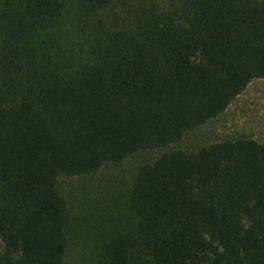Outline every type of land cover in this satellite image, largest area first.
Instances as JSON below:
<instances>
[{"label":"trees","instance_id":"obj_1","mask_svg":"<svg viewBox=\"0 0 264 264\" xmlns=\"http://www.w3.org/2000/svg\"><path fill=\"white\" fill-rule=\"evenodd\" d=\"M111 5L3 1L0 264H64L60 176L177 143L264 79V0L127 3L133 20L99 33L104 47L71 76L70 65L51 69L50 57L28 48L59 21L66 28L68 11L89 24ZM43 36L63 42L62 33ZM125 210L94 264H264V143L166 152L137 169Z\"/></svg>","mask_w":264,"mask_h":264},{"label":"rangeland","instance_id":"obj_2","mask_svg":"<svg viewBox=\"0 0 264 264\" xmlns=\"http://www.w3.org/2000/svg\"><path fill=\"white\" fill-rule=\"evenodd\" d=\"M3 1L0 0V13ZM112 1L113 5L98 12L89 24H86L85 14L68 11L63 17L66 28L59 21L52 27V32L44 30L39 34V41L28 48L34 49L43 58L50 57L55 64L51 69L59 64H66L63 65L66 68L70 65L71 68L65 71L71 76L81 65L91 60L98 43L104 47V34L99 33L111 31L117 18H120L122 24L127 23V18L133 20L126 4L135 7L139 0ZM151 1L159 4L166 2ZM6 24L0 20V40L7 30L4 28ZM59 25L61 30L57 32ZM49 32L56 35L62 33L63 42L44 38L43 35ZM58 49H65L64 55ZM239 138L264 143V79L251 81L220 116L185 133L177 143L163 149L140 151L121 163L106 164L90 175L60 176L57 181L58 190L67 204V251L64 264H94L108 232L124 219L125 198L141 165L152 163L162 154L173 150L194 152L213 143ZM0 250H4L1 243Z\"/></svg>","mask_w":264,"mask_h":264}]
</instances>
